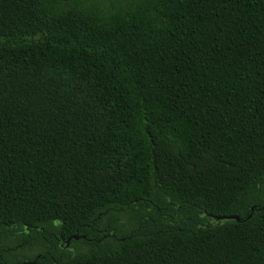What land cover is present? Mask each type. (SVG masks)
I'll return each mask as SVG.
<instances>
[{
    "label": "trees",
    "instance_id": "trees-1",
    "mask_svg": "<svg viewBox=\"0 0 264 264\" xmlns=\"http://www.w3.org/2000/svg\"><path fill=\"white\" fill-rule=\"evenodd\" d=\"M22 254L264 264V0H0V264Z\"/></svg>",
    "mask_w": 264,
    "mask_h": 264
},
{
    "label": "flooded vegetation",
    "instance_id": "flooded-vegetation-1",
    "mask_svg": "<svg viewBox=\"0 0 264 264\" xmlns=\"http://www.w3.org/2000/svg\"><path fill=\"white\" fill-rule=\"evenodd\" d=\"M27 235H28V238L26 240H24L22 243H19L16 246L18 249H23L24 250L23 252L29 250L28 246H32V245L35 244V239H34L33 235L30 232L27 233ZM44 240H45L46 243H49L52 246H54V244H53L54 240H58V244L61 247V251H60L61 252V256L64 255L67 250H68V252L72 251V247L70 245L71 240L68 241V239H66V240L63 239V242H60V239H55V238H52V237L46 238ZM54 248H56V247H54ZM40 255L41 254L39 253L38 256H40ZM18 257H19V259H21L20 261L18 260L19 264H23V263L29 262L28 261L29 259L27 258V256H25L23 254L22 255H18Z\"/></svg>",
    "mask_w": 264,
    "mask_h": 264
},
{
    "label": "water",
    "instance_id": "water-1",
    "mask_svg": "<svg viewBox=\"0 0 264 264\" xmlns=\"http://www.w3.org/2000/svg\"><path fill=\"white\" fill-rule=\"evenodd\" d=\"M254 207H252L251 209V213L253 212ZM251 214L247 215L245 218H242L240 215L238 214H230V215H223V216H214V215H210L213 219V222L215 221H225V220H230V219H234L237 221H243L245 219H248L250 217ZM72 237L68 238V241L71 240ZM73 238H76V236H73Z\"/></svg>",
    "mask_w": 264,
    "mask_h": 264
},
{
    "label": "rangeland",
    "instance_id": "rangeland-1",
    "mask_svg": "<svg viewBox=\"0 0 264 264\" xmlns=\"http://www.w3.org/2000/svg\"><path fill=\"white\" fill-rule=\"evenodd\" d=\"M30 252V253H29ZM34 251L33 250H31V251H25V253H29V254H32Z\"/></svg>",
    "mask_w": 264,
    "mask_h": 264
}]
</instances>
